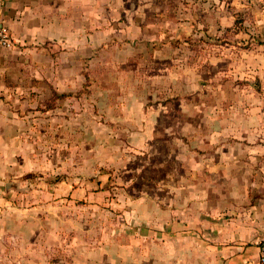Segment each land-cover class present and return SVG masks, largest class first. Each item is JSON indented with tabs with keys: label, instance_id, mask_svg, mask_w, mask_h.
Returning <instances> with one entry per match:
<instances>
[{
	"label": "crops",
	"instance_id": "1",
	"mask_svg": "<svg viewBox=\"0 0 264 264\" xmlns=\"http://www.w3.org/2000/svg\"><path fill=\"white\" fill-rule=\"evenodd\" d=\"M179 1L0 0V14L18 41L12 49L0 45V88L17 61H28L34 45L91 50L97 36L88 38L85 28L101 27L94 34L114 32L107 14L115 7L125 10L127 49L144 50L146 3H157L159 20L170 15L175 22ZM185 2L181 138L163 151L166 159L154 160L158 175L150 192L146 185L141 188L147 192L139 190L138 197L131 192L125 198L126 219L112 221L104 233L66 219L73 202L66 203L67 195L98 201L103 188H67L66 181L52 182L48 175L38 177L40 182L23 177L31 164L13 153L11 133L8 139L2 131L0 97V264H259L264 239V0ZM172 21L156 33L171 34ZM75 54L71 57L78 58ZM23 197L43 199L18 208L15 201Z\"/></svg>",
	"mask_w": 264,
	"mask_h": 264
},
{
	"label": "rangeland",
	"instance_id": "2",
	"mask_svg": "<svg viewBox=\"0 0 264 264\" xmlns=\"http://www.w3.org/2000/svg\"><path fill=\"white\" fill-rule=\"evenodd\" d=\"M156 4L147 2L144 11L146 49H127L125 10L115 7L107 14L114 32L94 34L101 27L85 28L88 38L97 36L91 50L34 45L28 61H17L0 88L2 131L8 139L11 133L13 153L31 164L23 177L39 181L48 175L49 181H66L67 188L94 185L105 191L98 201L66 196L67 204L73 201L66 219L81 222L83 230L96 227L104 233L112 221L125 220V198L131 192L138 197L143 185L150 192L158 175L154 160L166 159L163 151L181 138L177 126L185 121L187 4L177 3L175 22L170 15L159 20ZM171 21V34L156 33ZM39 199L15 202L21 208Z\"/></svg>",
	"mask_w": 264,
	"mask_h": 264
},
{
	"label": "built area",
	"instance_id": "3",
	"mask_svg": "<svg viewBox=\"0 0 264 264\" xmlns=\"http://www.w3.org/2000/svg\"><path fill=\"white\" fill-rule=\"evenodd\" d=\"M0 45L7 49H12L18 45L11 29L7 25L6 19L0 14ZM259 264H264V239L259 247Z\"/></svg>",
	"mask_w": 264,
	"mask_h": 264
}]
</instances>
